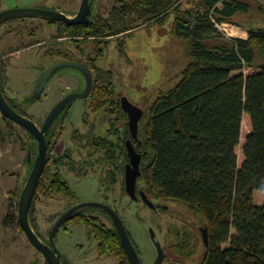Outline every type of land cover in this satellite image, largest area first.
<instances>
[{"label":"trees","instance_id":"obj_1","mask_svg":"<svg viewBox=\"0 0 264 264\" xmlns=\"http://www.w3.org/2000/svg\"><path fill=\"white\" fill-rule=\"evenodd\" d=\"M254 7L264 12V0H138L135 6L145 22L173 18V33L191 46V62L177 85L146 108L140 148L147 153L142 168L147 193L179 202L207 228L201 264H264V27H247L248 39L229 38L210 17L234 25ZM0 86L4 92L1 71ZM4 121L15 131V123ZM27 134L33 145L23 139V149L35 158L38 145ZM29 164L16 210L5 216L3 228L16 225L23 232L19 200L34 162ZM47 182L57 191L66 186L47 170L37 197ZM30 220L37 231L34 205ZM179 247L182 255L196 253L186 242Z\"/></svg>","mask_w":264,"mask_h":264},{"label":"flooded vegetation","instance_id":"obj_2","mask_svg":"<svg viewBox=\"0 0 264 264\" xmlns=\"http://www.w3.org/2000/svg\"><path fill=\"white\" fill-rule=\"evenodd\" d=\"M137 2L138 0H89L85 3V0H56L53 6H45L44 3L47 4L48 0H38L37 3L41 4L39 6L27 5L19 8L51 11L71 20L77 19L79 22L68 25L61 20L20 18L10 20L0 26L1 30L4 25L17 21L2 33L3 39L5 38L7 41L5 42L3 39L0 41L1 79L4 92L10 97H13L8 90L12 88L11 84L9 86L5 84V73L9 67H7V62L3 61L8 57V54L3 55L1 52L7 50L10 42L13 41L11 38L9 39V36L14 32L22 34L26 30L28 36L31 34L48 37L44 41L37 39L27 47L9 54V56H15L23 51L37 52V56L41 55L42 58H46L44 64L32 63L26 67L36 74L31 78L27 76V81L22 83L21 88L26 89L25 97L18 104H24L26 109L32 106L29 104L30 101L37 102L48 98V86L54 79L61 82V88L54 93L59 100L46 113L42 124L39 125L40 129H43L48 116L61 102L67 98H75L74 101L65 104L66 108L61 111L59 119L46 135L48 158L45 171H52L60 176L59 185L62 183L66 185L62 188L64 191L55 190L53 182L51 184L47 182L43 191L38 197L35 196L33 202L34 213L35 203L39 197L58 200L62 205V210L50 218L52 224L47 229L45 236L40 234L38 224L37 231L33 228L42 243L52 248L53 228L61 222L62 226L57 230L53 241L59 256H61L62 264H108L110 262L132 264L121 238L118 222L122 224L128 234L135 261L141 264H143L142 252L130 230L131 222L140 223L144 227V231L148 232L156 261L160 251L165 256L163 264H168V262L169 264H201L205 257L202 256L198 261L196 254L199 247L201 248V242L206 247L202 234L205 227L198 225L196 230L192 229L187 222L189 219H185L181 209L182 204L152 196L145 189L142 168L144 155L147 153H143L140 148L142 146L140 130L146 120V108L150 105L145 108L134 105L129 97L118 89L120 84L117 81L116 72L105 69L103 66L105 56L103 45L106 46L113 41L136 33L141 28L158 23L157 18H153V16L145 22L141 18V14L135 11ZM6 10L10 9H2L0 6V13ZM37 48L40 50L36 51ZM53 67L56 69L50 73V69ZM7 73L6 75H9V71ZM124 97L134 106L143 110L137 138L131 130V117L122 106ZM78 100H82L87 107V113L83 116L85 127L70 132L66 127V119L74 103ZM18 109L25 111L20 106ZM29 141L33 145L31 139ZM34 142H36L35 139ZM34 147L35 158L32 151L27 153V157L29 163L34 162L35 164L38 146ZM130 147L137 155L141 156L140 174L136 179L134 195L128 192L127 186L128 171H132L134 161H137V157L130 155ZM29 153H31L30 159ZM29 163L27 164L30 169ZM64 173L84 178L95 175L101 186L102 199L89 203L81 201L65 179ZM92 204H97V206ZM137 204L138 206H136ZM130 207L131 216L128 218L126 213ZM145 211H148V214L143 217ZM71 225L84 226L89 241H91L89 252L80 255L77 262L64 258L58 246L60 232L62 230L67 232ZM155 230L160 233L158 234ZM160 234L164 236L163 241L166 240L165 245L158 239ZM199 234H201V239ZM167 241L169 242L168 246H166ZM182 242L191 244L192 249L196 248V253L187 252L186 255H182L177 252ZM111 243H118V247L112 249ZM37 251L45 258L41 251ZM170 258L177 261L171 263ZM154 263L156 264V262ZM44 264H49L46 258Z\"/></svg>","mask_w":264,"mask_h":264},{"label":"rangeland","instance_id":"obj_3","mask_svg":"<svg viewBox=\"0 0 264 264\" xmlns=\"http://www.w3.org/2000/svg\"><path fill=\"white\" fill-rule=\"evenodd\" d=\"M37 1L0 0V6L2 9H12L26 7L27 5H41ZM55 1L48 0V3H44V5L53 6ZM216 7L221 8L222 3H218ZM172 19H168L164 24L159 22L149 27L141 28L132 35L102 46L105 53L104 68L116 72L117 81L120 84L118 89L126 94L134 105L141 106V108L153 104L161 92L173 89L181 79L182 72L191 62L189 41L180 39L173 33L172 29H170ZM213 19L217 30L229 38H238L232 36L231 32L238 33L250 25L264 27V12H260L256 7L249 15L239 16L236 19L237 24L234 25L219 24L214 17ZM16 22H10L2 27L0 30V41L3 39L2 33L8 29V26H12ZM10 38L13 41L10 42L7 50L1 51L3 55L8 54V57L3 60L7 62V67H9V75H6L8 71L5 73V84L7 86L11 84L12 88L8 90L13 97H10L9 94L8 96L11 99L13 98L14 105L22 107L28 117L39 126L42 124L46 113L59 100L54 93L61 88V82L54 79L48 86V98L37 101L26 109L27 107L24 104H18L25 97L26 89L21 88L22 83L27 81V76L31 78L32 75L33 77L36 75L35 72H32L33 70L31 71L29 67H26L32 63L44 64L46 58H42L41 55L37 56V52L23 51L15 56H9V54L27 47L37 39L44 41L48 37H38L31 34L28 36L25 30L22 34L14 32L9 36ZM3 40L7 41L5 38ZM39 50L40 48L36 49V51ZM86 113L87 107L84 102L82 100L76 101L66 119L67 130L71 132L74 129H83L85 127L83 116ZM245 132H248L246 125ZM23 139L26 142L30 140L26 130L17 125L15 131L12 132L0 113V264L45 263V258L31 245L26 234L18 226L11 225L3 228L5 216L9 212H15L16 210L15 206L18 199L15 198L20 194L29 170V165L26 163L27 151L23 149ZM64 177L81 201L89 203L102 199L101 186L95 175L84 178L64 173ZM181 209L186 217L185 219H189L187 222H189L192 229L201 225L198 218L188 211L184 205L181 206ZM61 210L62 205L58 200L39 197L35 203V218L42 236H45L47 229L52 224L50 218L57 215ZM130 211L131 207L127 209L126 215L128 218L131 216ZM147 214L148 211H145L143 217ZM130 224V230L142 252L143 264H155V252L148 232L144 231V227L140 223L131 222ZM75 226L71 225L67 232L65 230L60 232L58 246L64 258L77 262V258L80 255L89 252L91 241H89L88 233L84 226ZM201 226L204 227L203 225ZM163 237V234H160L158 239L165 245L166 240L163 241ZM199 237L201 239V234H199ZM168 244L169 242L167 241L166 246ZM81 246L83 247L80 248ZM203 251L204 246L201 242V248L199 247L196 253L198 261L203 256ZM169 261L173 263L177 260L170 258ZM108 264H113V262Z\"/></svg>","mask_w":264,"mask_h":264},{"label":"water","instance_id":"obj_4","mask_svg":"<svg viewBox=\"0 0 264 264\" xmlns=\"http://www.w3.org/2000/svg\"><path fill=\"white\" fill-rule=\"evenodd\" d=\"M89 2V0H85V3ZM85 6V5H84ZM20 18H39L44 20H54V21H64L68 25L73 23H78L77 19H68L66 16H61L55 12L46 11V10H39L33 8H17V9H10L0 13V26L13 19H20ZM59 67V66H56ZM53 67L50 69V73H53L56 69ZM75 98H67L63 102H61L48 116L43 129H40L39 126L29 117H26L19 112H17L8 102L1 86H0V113L4 118L7 120L15 123L16 125L24 128L28 133H30L33 138L36 140L38 144V156L35 161L33 170L28 178V181L21 193L20 200H19V213H18V221L21 226V229L26 234L30 243L39 251H41L45 258L48 260L49 264H62L61 263V256H59L58 250L55 248V242L53 241V237L56 234L57 230L61 228V222L58 223L52 231V248L44 245L36 232L34 231L31 220L30 214L32 205L35 199V196L38 191V187L42 178V175L45 171L47 165V158H48V145L46 141V135L48 134L49 130L55 124L56 120L59 119L61 111L66 108L65 104L74 101ZM122 106L123 109L129 113L131 117V130L134 136L137 138L138 136V126L139 122L143 117V110L134 106L126 97L122 99ZM130 155L132 157H137V161H134V167L132 171H128V192L131 195H134L135 190V183L138 175L140 174V161L141 156L137 155L132 147H130ZM31 158V153H29V159ZM97 206V204H92ZM119 231L121 233V238L123 240L126 252L128 253L132 264H141L138 261H135V256H133V251L131 249V245L129 242V237L126 230L123 228L121 223H117ZM203 239L205 246L208 247L209 239H208V230L207 228L203 229L202 231ZM165 260V256L163 252L160 251V254L157 258L156 264H163Z\"/></svg>","mask_w":264,"mask_h":264},{"label":"crops","instance_id":"obj_5","mask_svg":"<svg viewBox=\"0 0 264 264\" xmlns=\"http://www.w3.org/2000/svg\"><path fill=\"white\" fill-rule=\"evenodd\" d=\"M242 31L240 33L245 34L246 37L245 36L244 37H242V36H240V37L239 36H236V37L241 38V39H248L249 36H248V32L246 31V29H242Z\"/></svg>","mask_w":264,"mask_h":264},{"label":"bare ground","instance_id":"obj_6","mask_svg":"<svg viewBox=\"0 0 264 264\" xmlns=\"http://www.w3.org/2000/svg\"><path fill=\"white\" fill-rule=\"evenodd\" d=\"M228 31H229V30H228ZM240 32H241V31H240ZM240 32H238V33H237V32H233V33L231 32V35H232V36H239V37H240V36H242V37H244V36H245V37H246V35H245V34H243V33H240ZM242 32H243V31H242Z\"/></svg>","mask_w":264,"mask_h":264},{"label":"built area","instance_id":"obj_7","mask_svg":"<svg viewBox=\"0 0 264 264\" xmlns=\"http://www.w3.org/2000/svg\"><path fill=\"white\" fill-rule=\"evenodd\" d=\"M211 19L213 20V22H215V20L213 19V17L211 16Z\"/></svg>","mask_w":264,"mask_h":264}]
</instances>
